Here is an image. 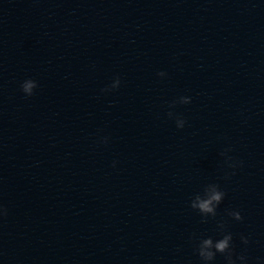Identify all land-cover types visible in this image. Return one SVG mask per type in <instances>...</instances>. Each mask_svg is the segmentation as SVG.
<instances>
[{
  "label": "water",
  "instance_id": "obj_1",
  "mask_svg": "<svg viewBox=\"0 0 264 264\" xmlns=\"http://www.w3.org/2000/svg\"><path fill=\"white\" fill-rule=\"evenodd\" d=\"M0 264H264V0H0Z\"/></svg>",
  "mask_w": 264,
  "mask_h": 264
}]
</instances>
